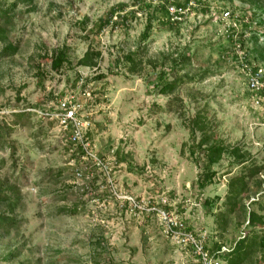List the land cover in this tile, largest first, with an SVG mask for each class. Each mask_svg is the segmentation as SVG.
<instances>
[{
  "label": "rangeland",
  "instance_id": "rangeland-1",
  "mask_svg": "<svg viewBox=\"0 0 264 264\" xmlns=\"http://www.w3.org/2000/svg\"><path fill=\"white\" fill-rule=\"evenodd\" d=\"M13 1L1 0L2 9ZM204 6L211 12L192 15L181 26L153 20L144 42L148 16L131 17L139 12L136 0H30L1 18L18 51L0 57V177L22 186L17 226L6 235L0 231V264H197L190 251L162 236L155 219L131 218L108 190L99 194L106 207L100 210L74 188L66 136L57 124L28 111L54 108L65 96L82 102L80 118L90 124L86 136L95 153L109 158L117 188L138 198L165 195L187 226L205 231L210 243L228 246L239 238L245 218L239 211L227 214V183L253 166L263 167L264 175V108L253 106L227 36L243 42L240 56L264 70V58L252 61L251 53L252 36L256 52L264 51V39L259 40L264 0H204ZM111 8L121 13L110 17ZM223 10L237 15L229 32L220 19ZM120 16L128 17V24ZM111 18L99 31V20ZM63 45L70 64L53 72L50 56ZM89 47L101 53L97 66H78ZM133 53L140 63L135 72L126 58ZM181 55L190 61L171 72ZM160 72L167 82L181 78L171 94L159 93ZM197 113L206 116L215 139L248 154L242 165L225 155L212 166L216 175L203 189L204 161L190 155L187 127ZM102 179L95 171L94 191ZM255 198L249 209L264 216V197Z\"/></svg>",
  "mask_w": 264,
  "mask_h": 264
},
{
  "label": "built area",
  "instance_id": "built-area-1",
  "mask_svg": "<svg viewBox=\"0 0 264 264\" xmlns=\"http://www.w3.org/2000/svg\"><path fill=\"white\" fill-rule=\"evenodd\" d=\"M165 8L167 15L164 18V22L169 26H181L192 15L199 14L204 16V13L211 12L210 8L204 6V0H188L187 2L186 0H178L176 3L165 4ZM202 9H205L206 12H202ZM135 14L141 16L142 11ZM256 15L253 17H256ZM220 19L226 23L225 32H229L230 27L235 26L234 21L237 20V15L233 14L231 10H223L220 12ZM245 19L247 18L244 17L243 21ZM128 22L129 20L126 24ZM227 37L232 40L234 51L232 55L240 58L239 70L244 75L253 106L264 108V70L254 65L253 62L249 64L244 56H240L243 54V46L238 42V38H235V35L230 34ZM263 39L264 34L260 32L259 40L263 41ZM82 81L80 78V83ZM80 95L85 96L86 93L82 92ZM81 108L82 102L80 100L75 99L74 96H65L57 101L54 108L28 109L38 119L57 124L66 136L64 144L67 148V165L73 175L72 185L74 188L81 195L91 198V202L98 205L100 210H106V207L105 201L101 200L99 194L108 190L121 211L140 222H143L144 219H155L162 236L181 250L190 251L197 264H220L218 255L230 252L234 242L228 246L223 245L220 241L210 243L205 231H195L187 226L181 212L173 207L172 201L165 195L138 198L117 188L112 176L109 158L105 159L95 153L91 142L86 136V129L90 124L80 118ZM77 156L79 157L78 159L76 158ZM97 170L102 173L103 183L97 191H94L93 183L95 181V171ZM260 178L264 180V175H260ZM255 197H250L246 205L248 206L251 202L256 201ZM198 205H200V202H198ZM92 214L97 218L94 212ZM105 227L107 228V226ZM215 243L219 245V248L211 250Z\"/></svg>",
  "mask_w": 264,
  "mask_h": 264
},
{
  "label": "trees",
  "instance_id": "trees-1",
  "mask_svg": "<svg viewBox=\"0 0 264 264\" xmlns=\"http://www.w3.org/2000/svg\"><path fill=\"white\" fill-rule=\"evenodd\" d=\"M23 1L30 0H14L11 4L8 5V8L2 9V2L0 0V44H2L0 50V57L6 58L13 56L18 51V45L13 43L8 34L9 29L3 25L1 18L8 17V12L12 11L18 3ZM178 0H136L139 11H144L148 16L144 30L140 36L141 42H144L150 36L152 30L153 20H157L159 23L166 24L164 18L167 15L165 4L173 2L176 3ZM188 0H186L187 2ZM155 2V3H153ZM121 9L124 8V5L120 6ZM34 8L28 10V12L33 11ZM206 12L205 9L201 10ZM109 16H117L121 13V10L116 11V8H111L109 10ZM136 11L132 12L131 17H135ZM121 21L126 24L129 20L128 17L120 16ZM87 19L83 22V25L86 23ZM113 22L112 18L109 20H99L98 30L103 29L107 24ZM254 47L251 50L253 54V60L257 62L258 58H264V51L262 53H257V38L252 36ZM229 42L232 43V40L229 39ZM241 46L244 48V43L240 42ZM248 55V54H247ZM101 56V53L93 48H88L84 54L77 60V65L80 67H95L98 64V60ZM136 53L128 54L126 58L130 62L129 69L131 72H135L139 67V62L134 59ZM235 56L232 55V58ZM250 60V59H247ZM190 61L189 56L181 55L178 60L173 61L172 69L177 67L180 64H186ZM249 64L251 61H247ZM64 64H70L68 58V47L63 45L60 49H56L50 56V70L53 72H58L61 70ZM166 75L164 72H160L159 79V93L162 95L171 94L177 82H181L180 79H176L173 82L165 81ZM23 116V114L18 115ZM188 130L190 132V139L192 144L190 146V155L194 157V161L198 162L200 160L204 161V167L206 171L201 176L199 181V187L201 189L205 188L207 185L212 183V180L216 173L211 170L212 166L219 163L225 155L231 157L235 164L242 165L247 161L248 154L240 146H231L225 145L221 141H218L212 136V130L207 120L206 116L197 113L193 118L189 120ZM3 129L0 127V136L2 135ZM198 138V139H197ZM4 161L0 160V173L3 168ZM16 166V164H15ZM263 171V167L253 166L246 168L241 171L237 176L232 177L227 183V196H226V207L227 214H233L236 211H239L242 216L245 218L246 225L242 227V234L239 238L234 241V246L232 250L228 253L219 254V259L224 264H251V261H255L258 264L264 263V216L257 213L256 211L250 210V205L256 201L251 202L248 206L250 197H255L260 193L261 197H264L263 184L264 180L260 178V173ZM257 178V181L254 182L253 190L250 189L251 182ZM22 184H18L13 181L10 182L8 178L0 177V205H4L6 210L0 211V231L3 234H9L13 227L17 226L16 219L14 218L15 210L19 205L21 200L20 188ZM253 193V196L249 194ZM223 223L226 221V216L222 215ZM224 225V224H223ZM225 229V226H222ZM219 245L215 243L212 246V249H218Z\"/></svg>",
  "mask_w": 264,
  "mask_h": 264
}]
</instances>
